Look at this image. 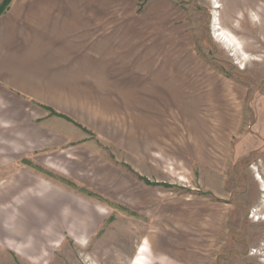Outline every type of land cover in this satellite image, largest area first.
<instances>
[{"label":"rangeland","instance_id":"1","mask_svg":"<svg viewBox=\"0 0 264 264\" xmlns=\"http://www.w3.org/2000/svg\"><path fill=\"white\" fill-rule=\"evenodd\" d=\"M92 3L118 94L55 174L0 139V193L56 180L39 220L25 189L0 200V264H264V0Z\"/></svg>","mask_w":264,"mask_h":264},{"label":"crops","instance_id":"2","mask_svg":"<svg viewBox=\"0 0 264 264\" xmlns=\"http://www.w3.org/2000/svg\"><path fill=\"white\" fill-rule=\"evenodd\" d=\"M92 1L97 0H14L0 16V97L6 99L0 103V139L19 142L15 158H36L54 174L56 160L69 161L72 149L92 145L75 123L44 106L95 128L89 116L101 112H93L92 97H113L119 91L118 42L110 40L102 9H94ZM12 102L24 110L15 112ZM31 145L39 150L30 155ZM19 171L20 180L0 193V200L11 196L10 189H25V205L39 220L35 211L46 214L43 203L56 191V180L36 170Z\"/></svg>","mask_w":264,"mask_h":264},{"label":"trees","instance_id":"3","mask_svg":"<svg viewBox=\"0 0 264 264\" xmlns=\"http://www.w3.org/2000/svg\"><path fill=\"white\" fill-rule=\"evenodd\" d=\"M11 2H12V0H4V1H3V4L0 6V16H2L4 13H6V12L10 9ZM43 106H44V105H43ZM44 107H45L46 109L50 110V112H51L52 114H56V115H59V116H63V117H65V118H67L68 120L73 121V123H76V122H74L73 119L67 117V116L64 115V114H61V113L55 111L54 109L50 108L49 106H44ZM76 124H77V123H76ZM78 125H79V124H78ZM81 127H83V126H81Z\"/></svg>","mask_w":264,"mask_h":264}]
</instances>
